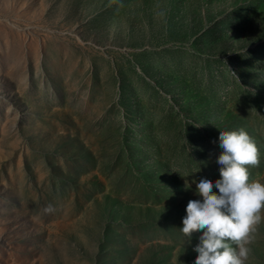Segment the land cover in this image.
I'll list each match as a JSON object with an SVG mask.
<instances>
[{
  "label": "rangeland",
  "instance_id": "obj_1",
  "mask_svg": "<svg viewBox=\"0 0 264 264\" xmlns=\"http://www.w3.org/2000/svg\"><path fill=\"white\" fill-rule=\"evenodd\" d=\"M241 128L264 182V0H0V264H194Z\"/></svg>",
  "mask_w": 264,
  "mask_h": 264
},
{
  "label": "clouds",
  "instance_id": "obj_2",
  "mask_svg": "<svg viewBox=\"0 0 264 264\" xmlns=\"http://www.w3.org/2000/svg\"><path fill=\"white\" fill-rule=\"evenodd\" d=\"M219 147L223 151L216 162L221 178L215 184L206 178L196 183L202 200L188 202L179 230L189 240L192 233H203L193 249L198 253L194 264H246L264 219V182L250 179L249 172V166L259 165L260 153L243 128L220 131Z\"/></svg>",
  "mask_w": 264,
  "mask_h": 264
}]
</instances>
